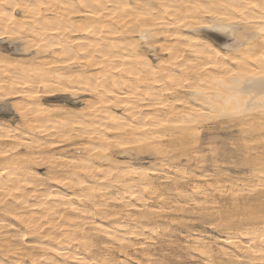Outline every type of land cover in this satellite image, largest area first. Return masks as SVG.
Here are the masks:
<instances>
[{"label":"bare ground","instance_id":"6f19581e","mask_svg":"<svg viewBox=\"0 0 264 264\" xmlns=\"http://www.w3.org/2000/svg\"><path fill=\"white\" fill-rule=\"evenodd\" d=\"M201 1L0 0V264H264V190L234 192L264 179V102L236 113L254 116L244 147L194 123L234 112L216 108L234 93L208 63L259 77L264 43L230 49ZM228 1L260 24L248 6L261 0ZM152 9L167 21L143 29ZM156 42L199 48L202 62L161 58Z\"/></svg>","mask_w":264,"mask_h":264},{"label":"rangeland","instance_id":"374dc122","mask_svg":"<svg viewBox=\"0 0 264 264\" xmlns=\"http://www.w3.org/2000/svg\"><path fill=\"white\" fill-rule=\"evenodd\" d=\"M198 4H199V9L200 10H208L209 9L210 11L216 12L217 15L215 17L208 16L209 18H220L223 15H228V14L231 13L230 19H234L237 15L240 14L239 13V10L236 11V10H234V8H232V9H229L228 8V7H231L229 5V1L228 0H212L208 4L203 3L201 1ZM152 11H154V12L153 13H148L146 15L144 14L145 15V21H146V24L147 25L144 26V27H142L143 29H152L154 27L156 28L158 25L160 27L163 22L167 21L166 18H165L166 15H167L166 13H164V12H158V11H156V9H152ZM108 13H109V11L107 12V14L104 13L106 16L103 14V17L105 19H107L106 17L108 16V19L111 18L113 20L114 17L117 16V14H119V13H116L115 12V13H111L109 15ZM113 14H116V15H113ZM170 17H172V16H170ZM117 19L118 18H116L115 20H117ZM16 34H17V32H16ZM164 36L165 35L161 34L160 38H164ZM134 37H137L138 38L139 36L136 35ZM132 39H135V38H132ZM142 43H143V48L144 49L145 48L146 49L149 48V44L148 43H146L144 41H142ZM164 44H165L164 42H161V43L160 42L159 43L156 42V43L153 44V48H150L151 49L150 51L151 52H154V53H157V51L159 53V51H160V53L162 54V55H160L161 58H164V59L166 58L167 59L168 58V54L166 52L168 50H166V49L162 50V47L164 48V46H162V45H164ZM139 46H141V45H139ZM157 47H158V49H157ZM198 49L197 48H194V47L185 46L182 43H176V45L175 46H172V48L169 51H170V53L173 51L172 52V55H171L172 57L174 55L177 56V54L180 56V59L177 58L175 61H177L178 63H183V62L185 63L186 62V65H188L190 63L191 64L194 63L192 61H195V63H199V61L202 62V56H204V55L203 54L201 55L202 52H201L200 49L199 50ZM148 51H149V49H148ZM93 53H95V54H106V53H108L109 54V52L106 51V49H102V51H100V52H93ZM181 55H184L185 60L182 61V57L183 56H181ZM133 56H134V54H133ZM169 60H171V59H169ZM203 61H204V59H203ZM162 62H164V61H162ZM183 67H181V68H183ZM258 97L259 96H255V98H258ZM82 100L83 99H80V98H77V99H69V100H67V102L68 103L71 102V104H75V105L76 104L77 105H80L82 103ZM215 100H216L215 101V105H216V108L217 109L218 108L219 109L225 108V109H234L235 110V109H237V107L239 105H243L248 100V97L247 96H239V97H237V94L234 93V97L231 98V99H229V94L226 93V92L221 91V92H219V94H217L215 96ZM259 100H260V97H259ZM206 111L208 112V110H206ZM204 112L205 111H202V113L199 114L200 116L198 115L199 118H198V116L196 117L197 120H199V121H196L195 120V122H194L195 125L197 124L198 126L199 125H202V126L204 125V130L202 131V133L204 135L203 137H207V135L209 133V129H210L214 133V140L215 141H218L219 143L220 142H223V143L227 142L228 145H226V143H225V145H224L225 147L229 146L230 142H232V143L234 142L233 143L234 147H236V146L244 147L249 142L245 138V132H246V129L248 128V126L251 125V124H253L251 122V120H250V119H252L254 117V116H252V114L251 115H248V116L242 115V116H240L238 118H237V114H236V117H235V115H233L234 117L233 116H231V117L229 116L232 119L231 120L230 118H228V116L226 117V115L225 116L224 115H220V113L222 114V113H225V112L218 111V113H219V115H218L217 110H215V112L217 113V115L219 117L216 115V113L214 112V110H213L214 113L211 110L209 111V112H211V114L210 113H206V112L204 113ZM209 114L211 116H213L215 120ZM0 115L4 116V114H0ZM204 115H205V117H208V118H205ZM5 116L9 117L13 122H17V120L19 119V117H18V115L16 113L15 114L14 113H8ZM215 117L218 118V119H216ZM234 118H236V119L234 120ZM224 119H225V121H223ZM226 119H228V120H226ZM210 120H211V122H209ZM206 141H207V139H206ZM261 141H264V138ZM141 151H143V150H141ZM210 153H212V152H207L205 154V157L206 158L212 157L213 154H210ZM146 159L147 160H150V157H147ZM146 159L144 161L142 159L141 161L142 162H145ZM231 159H233V158H231ZM229 160L230 159H227L223 164L228 169H231L235 176H246L247 175L246 172H245L246 173L245 174L243 171L236 170L234 167H232V166H234V163L231 164L232 162L229 161ZM145 163H148V161H146ZM211 168H213V166H211ZM38 171L40 173H45L46 172V167H44V166L42 168L39 167L38 168ZM247 180H249V181H247ZM247 180H246L247 182L245 181V183H244L243 186H239L238 188L235 187L234 192L236 194H239V196H241V195L247 196L246 194L253 195V194L260 193L262 190H264V187H263L264 186V179H262V178H258L257 179L255 177H252V178H249L248 177ZM237 190H238V192L239 191H241V192L238 193V192H236ZM240 193H241V195H240ZM243 211H245V210H243ZM254 212L255 213L256 212H260V210L257 209ZM245 214L248 215V213H246V211H245L244 215ZM253 217H255V215ZM254 219L257 220L256 218H254Z\"/></svg>","mask_w":264,"mask_h":264},{"label":"snow or ice","instance_id":"6c2138e0","mask_svg":"<svg viewBox=\"0 0 264 264\" xmlns=\"http://www.w3.org/2000/svg\"><path fill=\"white\" fill-rule=\"evenodd\" d=\"M252 10L259 8L260 24L241 23L238 19H230L231 13L223 15L219 20H209L204 27L212 29L214 32L229 36L232 39V44L228 45L230 49L238 48L243 44L251 45L255 41L264 43V0H261L259 5L250 4L248 6ZM207 16L215 17L217 14L214 11L206 10ZM227 21V23H225ZM0 38H3L0 36ZM264 55V50H262ZM211 59V58H210ZM207 67L220 69L218 77L221 84L226 85V90L233 92L239 96H247L248 100L242 107H238L233 113H222L223 115H232L247 110L251 105L255 96H259L264 102V71H261L259 77H256L253 72L247 69V66L238 67L234 61L229 67L227 63L223 66L215 63H208ZM264 106V105H262ZM260 214L264 217V206L260 209Z\"/></svg>","mask_w":264,"mask_h":264}]
</instances>
